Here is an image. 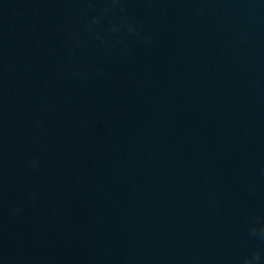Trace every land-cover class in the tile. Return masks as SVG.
Instances as JSON below:
<instances>
[{
	"label": "water",
	"instance_id": "1",
	"mask_svg": "<svg viewBox=\"0 0 264 264\" xmlns=\"http://www.w3.org/2000/svg\"><path fill=\"white\" fill-rule=\"evenodd\" d=\"M46 182L264 226V0H0V185Z\"/></svg>",
	"mask_w": 264,
	"mask_h": 264
}]
</instances>
